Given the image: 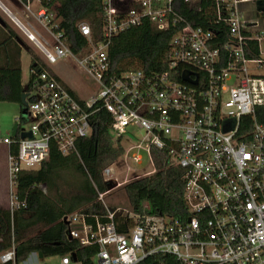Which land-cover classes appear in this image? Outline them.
Returning <instances> with one entry per match:
<instances>
[{"label":"built area","instance_id":"2783aa9c","mask_svg":"<svg viewBox=\"0 0 264 264\" xmlns=\"http://www.w3.org/2000/svg\"><path fill=\"white\" fill-rule=\"evenodd\" d=\"M98 1L101 31L96 37L88 22H79L84 45L75 54L55 11L41 0L22 4L50 39L23 24L0 0V17L42 56L31 68L28 105L18 119L31 122V128L4 139L16 148L8 157L10 210L27 207L14 191L19 175L37 170L52 148L63 156L77 153L78 142L94 134V115L105 111L112 117L115 142L128 135V127L145 136L116 161L127 171L123 181L114 177L116 162L103 170L109 189L98 201L105 213L76 212L63 219L70 240L96 246L97 264H264V125L256 117L264 107V11L257 5L263 0H203L210 3L207 27L193 26L179 12L180 5L192 8L202 0ZM246 4L254 6L241 7ZM144 20L171 34L166 69L117 74L109 60L113 38ZM63 60L89 76L96 93L79 98L47 68ZM24 133L31 135L21 138ZM153 148L166 153L167 166L185 171V219L153 214L148 203L140 212L104 203L114 190L157 171ZM144 149L152 170L130 177L128 162L140 164L138 151ZM0 262L16 264L15 248L1 254ZM60 264L79 263L67 255Z\"/></svg>","mask_w":264,"mask_h":264},{"label":"trees","instance_id":"16d2710c","mask_svg":"<svg viewBox=\"0 0 264 264\" xmlns=\"http://www.w3.org/2000/svg\"><path fill=\"white\" fill-rule=\"evenodd\" d=\"M41 2L48 10L55 11L59 28L65 31L75 54H80L84 45V39L77 30L79 22H88L95 36L99 35L103 13L100 1ZM209 4L202 0L192 8L180 5L179 12L193 26L207 27L205 8ZM217 31L221 32L220 29ZM170 36L168 32H158L147 20L124 30L113 38L109 48L111 70L117 74L140 69L147 73L164 71ZM18 37L19 34L8 24L6 27L0 25V103L21 106L24 88L28 84L23 83L21 66L25 44L20 46ZM27 51L33 53L30 48ZM36 61L41 62L40 58H34L31 68ZM256 117L264 125V107L257 110ZM93 122V136L78 142L77 153L63 156L52 148L48 161L35 171L19 175L14 191L20 200L26 201L27 207L14 211L0 208V255L14 247L16 264H22L31 255L40 253L43 259L70 255L79 264H95L93 258L98 248L80 247L76 241L70 240L68 225L63 221L76 212L105 213L98 201L99 193L109 189L102 175L103 170L124 154L122 139L116 142L113 139L110 114L100 111L94 115ZM13 152H16L15 147ZM152 155L157 171L124 186L129 209L140 212L148 203L153 214L185 219L188 217L183 199L185 171L178 166H167L164 151L153 148ZM40 186L45 187L46 193ZM120 220L117 218V221ZM150 262L146 260L143 264Z\"/></svg>","mask_w":264,"mask_h":264},{"label":"rangeland","instance_id":"374dc122","mask_svg":"<svg viewBox=\"0 0 264 264\" xmlns=\"http://www.w3.org/2000/svg\"><path fill=\"white\" fill-rule=\"evenodd\" d=\"M4 5L25 25H32L35 30H37L41 36L45 39H50V35L46 30L40 25V23L32 16V14L25 9L22 2L19 0H1ZM36 2V1H34ZM36 4V3H35ZM254 4H246L241 6L242 8L252 9ZM37 5L33 4V11H36ZM4 19H6L3 15H1ZM13 27V26H12ZM14 28V27H13ZM16 30V29H15ZM17 31V30H16ZM20 38L25 44V47L21 53V66H22V79L23 83L27 84L30 78V66L34 61V58L42 57L40 52H38L30 43H28L24 37L17 31ZM31 49L33 53H29L27 50ZM47 68L57 74L62 81L68 85L75 94L82 99H88L91 95L96 93V84L95 82L87 76L82 70L76 67L74 64L63 60L56 64L47 65ZM25 114L24 108L15 103H0V142L4 140L5 137H11L13 127L16 124V119L23 117ZM32 123L26 122L22 123L21 127L24 130H29L31 128ZM128 135L122 139L121 145L124 148H128L130 145L138 144L141 142L145 133L136 128V127H128L127 129ZM146 145H144V148ZM1 148V147H0ZM146 149L139 150L138 153L142 156V161L140 164L136 163L134 160H129V176L135 177L140 174H144L150 172L152 170V166L149 162V159L146 154ZM122 162L118 161L113 165L114 177H116L119 181H123L126 178V172L122 167ZM1 165V162H0ZM78 176L82 179V176L78 174ZM104 203L111 208H119V209H129V201L128 197L125 193L124 187H120L110 194H108ZM96 263V261H95ZM22 264H60L59 257H50V258H41L39 254L31 255L27 261ZM97 264V263H96Z\"/></svg>","mask_w":264,"mask_h":264},{"label":"crops","instance_id":"0c3cea01","mask_svg":"<svg viewBox=\"0 0 264 264\" xmlns=\"http://www.w3.org/2000/svg\"><path fill=\"white\" fill-rule=\"evenodd\" d=\"M30 75H31V66H30ZM18 119H16V121H17L16 124L20 123V122L18 123ZM21 128L22 127H21V123H20L18 133L21 131ZM6 138H15V137H12V136L11 137H5L4 139H6ZM0 147H1L0 148V162H1V165H0V208L1 209H10L11 187H10V180H9L8 157H9V154L11 153L12 148L10 146H8L7 144H5L4 140H2L0 142Z\"/></svg>","mask_w":264,"mask_h":264},{"label":"water","instance_id":"95a60500","mask_svg":"<svg viewBox=\"0 0 264 264\" xmlns=\"http://www.w3.org/2000/svg\"><path fill=\"white\" fill-rule=\"evenodd\" d=\"M257 5L259 7V10H262L264 11V0L263 1H258L257 2ZM0 25L2 27H6L7 23L3 20V18L0 17ZM17 42L20 46H24V42L22 41V39L20 37L17 38ZM35 66V64H34ZM189 74L188 73H185L184 76H183V79L187 82H190V79H189ZM194 84H196V81L193 82ZM28 89H29V86L26 85L24 90H25V93L23 94L22 96V103H21V106L22 107H26L28 105V102H27V97H28ZM18 131H19V124H15V126L13 127V131H12V137H17L18 135ZM31 134L30 133H24L21 135V138H25V137H29ZM111 211H114L113 209H111ZM121 211H119L117 214H116V217L120 216L121 215ZM39 256L41 258H43L42 254L40 253ZM74 257V256H73ZM74 261L76 262V259H74Z\"/></svg>","mask_w":264,"mask_h":264}]
</instances>
